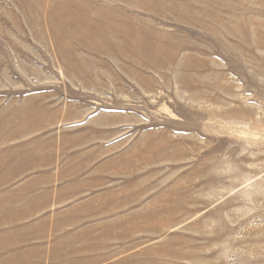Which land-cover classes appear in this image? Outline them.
I'll return each instance as SVG.
<instances>
[{
	"label": "rangeland",
	"instance_id": "obj_1",
	"mask_svg": "<svg viewBox=\"0 0 264 264\" xmlns=\"http://www.w3.org/2000/svg\"><path fill=\"white\" fill-rule=\"evenodd\" d=\"M0 264H264V0H0Z\"/></svg>",
	"mask_w": 264,
	"mask_h": 264
},
{
	"label": "bare ground",
	"instance_id": "obj_2",
	"mask_svg": "<svg viewBox=\"0 0 264 264\" xmlns=\"http://www.w3.org/2000/svg\"><path fill=\"white\" fill-rule=\"evenodd\" d=\"M110 208V207H109Z\"/></svg>",
	"mask_w": 264,
	"mask_h": 264
}]
</instances>
